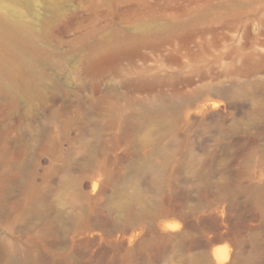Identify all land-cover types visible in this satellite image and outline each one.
Listing matches in <instances>:
<instances>
[{
	"label": "rangeland",
	"instance_id": "1",
	"mask_svg": "<svg viewBox=\"0 0 264 264\" xmlns=\"http://www.w3.org/2000/svg\"><path fill=\"white\" fill-rule=\"evenodd\" d=\"M0 264H264V0H0Z\"/></svg>",
	"mask_w": 264,
	"mask_h": 264
},
{
	"label": "bare ground",
	"instance_id": "2",
	"mask_svg": "<svg viewBox=\"0 0 264 264\" xmlns=\"http://www.w3.org/2000/svg\"><path fill=\"white\" fill-rule=\"evenodd\" d=\"M218 250V249H217ZM217 253H218V251H217ZM218 256V255H217ZM219 258V257H218ZM222 259V258H221ZM222 260H224V259H222Z\"/></svg>",
	"mask_w": 264,
	"mask_h": 264
}]
</instances>
